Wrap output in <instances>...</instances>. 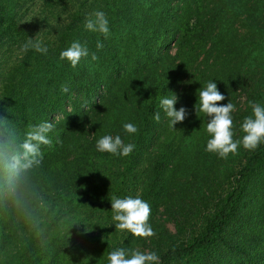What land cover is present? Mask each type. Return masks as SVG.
I'll list each match as a JSON object with an SVG mask.
<instances>
[{
  "label": "trees",
  "instance_id": "16d2710c",
  "mask_svg": "<svg viewBox=\"0 0 264 264\" xmlns=\"http://www.w3.org/2000/svg\"><path fill=\"white\" fill-rule=\"evenodd\" d=\"M96 11L107 39L84 27ZM29 38L47 54L22 53ZM74 41L98 59L61 60ZM210 81L235 106L239 141L264 106V0H0V148L21 152L33 125H54L30 167L10 177L0 164V264H109L117 248L159 264H264V143L206 151L194 105ZM174 94L188 111L175 128L160 107ZM105 135L134 151H98ZM128 196L150 205L154 236L115 228L111 199Z\"/></svg>",
  "mask_w": 264,
  "mask_h": 264
},
{
  "label": "clouds",
  "instance_id": "9594fccd",
  "mask_svg": "<svg viewBox=\"0 0 264 264\" xmlns=\"http://www.w3.org/2000/svg\"><path fill=\"white\" fill-rule=\"evenodd\" d=\"M84 27L88 31L97 32L105 39L110 35L109 20L106 13L96 11L91 17L86 19ZM47 54V47L40 40L29 38L21 47V52L26 53L29 49ZM104 43L100 40L96 42V49L102 50ZM91 55V60L96 61V53L89 52L86 45L78 41L71 43L70 47L61 51L60 59L67 60L73 68H76L80 61ZM62 91H69L67 86ZM174 94L171 97L162 98L160 107L167 117L171 127L178 122H182L188 116L185 107L177 109L174 107L178 100ZM225 100V96L218 90L215 81L207 83L206 87L198 94L197 101L194 105L195 112L203 113L207 117L206 131L210 135L206 144V151L217 154L220 158H227L229 154H237L238 148L242 146L245 150L254 151L264 143V106L259 103L251 105L252 115L246 116L241 124V130L244 133L239 141L233 139V119L232 113L235 106L228 102L219 104ZM157 122L160 120V114L157 112L153 117ZM2 119V118H0ZM52 122L46 121L33 125L31 130L26 133V139L21 145V152H13L10 149L0 148V164H3L10 177L17 176L21 170L27 169L36 162V158L41 155L40 146H51L52 140L48 134L53 130ZM123 129L128 134L137 133L136 125L125 123ZM59 142V141H58ZM97 150L108 152L113 155L129 156L135 148L132 143L125 144L119 135L115 137L105 135L101 137L96 144ZM111 210L115 228L121 231H127L134 237L149 238L155 235L154 230L149 225L151 214L150 205L142 200L139 196L125 198H112ZM109 264H159V257L155 252L132 251L129 253L124 248H117L108 255Z\"/></svg>",
  "mask_w": 264,
  "mask_h": 264
},
{
  "label": "rangeland",
  "instance_id": "374dc122",
  "mask_svg": "<svg viewBox=\"0 0 264 264\" xmlns=\"http://www.w3.org/2000/svg\"><path fill=\"white\" fill-rule=\"evenodd\" d=\"M169 227H170V228H172V226H171V225H169Z\"/></svg>",
  "mask_w": 264,
  "mask_h": 264
}]
</instances>
